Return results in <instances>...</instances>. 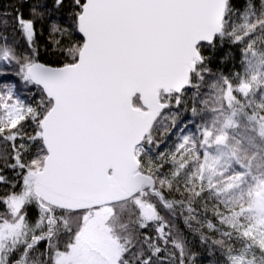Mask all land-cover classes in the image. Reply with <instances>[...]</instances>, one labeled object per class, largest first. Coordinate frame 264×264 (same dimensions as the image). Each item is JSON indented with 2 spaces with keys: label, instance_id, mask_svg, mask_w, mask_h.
<instances>
[{
  "label": "snow or ice",
  "instance_id": "snow-or-ice-1",
  "mask_svg": "<svg viewBox=\"0 0 264 264\" xmlns=\"http://www.w3.org/2000/svg\"><path fill=\"white\" fill-rule=\"evenodd\" d=\"M11 7L0 264H264V0Z\"/></svg>",
  "mask_w": 264,
  "mask_h": 264
},
{
  "label": "trees",
  "instance_id": "trees-1",
  "mask_svg": "<svg viewBox=\"0 0 264 264\" xmlns=\"http://www.w3.org/2000/svg\"><path fill=\"white\" fill-rule=\"evenodd\" d=\"M16 2V0H0V21H3L5 17L3 16V13L5 12H11L12 11V5ZM21 11L25 13V16H27V9L22 8ZM45 29L47 28V22L42 25ZM0 32H3L8 36V39L10 41H16L21 49L26 48L27 45L24 41V39L21 37L19 31H13V22L9 18V24L8 27L5 28L2 23H0ZM47 38V31H45L43 37H39L41 44H44L46 42ZM12 80H16L15 77H10ZM16 94L24 101L30 102L31 97L27 89L23 88L22 85L18 83ZM180 133L173 132L171 136L169 135H161L159 140V148L153 150V158H155V153L159 151H171L174 146L178 142ZM171 219V217H169ZM173 224L176 228L180 229L185 235H189V229L184 223L183 218L177 217L173 220ZM189 239H191V236L189 235ZM197 251L200 253L197 264H209V257L206 254V250L197 248ZM219 257H215L212 259H218Z\"/></svg>",
  "mask_w": 264,
  "mask_h": 264
},
{
  "label": "rangeland",
  "instance_id": "rangeland-1",
  "mask_svg": "<svg viewBox=\"0 0 264 264\" xmlns=\"http://www.w3.org/2000/svg\"><path fill=\"white\" fill-rule=\"evenodd\" d=\"M160 144H161V143H160ZM160 144H159V145H160Z\"/></svg>",
  "mask_w": 264,
  "mask_h": 264
}]
</instances>
